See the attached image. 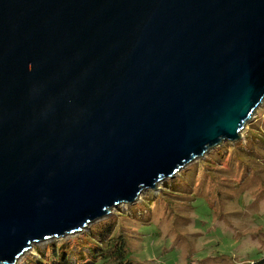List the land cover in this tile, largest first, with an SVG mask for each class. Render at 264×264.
Segmentation results:
<instances>
[{
	"label": "water",
	"instance_id": "water-1",
	"mask_svg": "<svg viewBox=\"0 0 264 264\" xmlns=\"http://www.w3.org/2000/svg\"><path fill=\"white\" fill-rule=\"evenodd\" d=\"M264 98V0H0V264L132 203Z\"/></svg>",
	"mask_w": 264,
	"mask_h": 264
},
{
	"label": "rangeland",
	"instance_id": "rangeland-1",
	"mask_svg": "<svg viewBox=\"0 0 264 264\" xmlns=\"http://www.w3.org/2000/svg\"><path fill=\"white\" fill-rule=\"evenodd\" d=\"M111 222L128 236L130 264H245L263 257L264 98L239 139L222 140L82 230L35 243L16 264H56L44 258L52 245L71 253L69 264H102L89 254L97 242L91 233Z\"/></svg>",
	"mask_w": 264,
	"mask_h": 264
},
{
	"label": "trees",
	"instance_id": "trees-1",
	"mask_svg": "<svg viewBox=\"0 0 264 264\" xmlns=\"http://www.w3.org/2000/svg\"><path fill=\"white\" fill-rule=\"evenodd\" d=\"M116 225L115 222H111L109 224L97 225V228L95 227L92 230L91 234L97 236V242L95 246L89 247V254H93L94 251L95 255L102 259V264L132 263L128 236L121 231L122 229L118 230ZM70 255L69 251H60L56 245H52L44 258L56 264H69ZM44 260L42 259L37 263L45 264ZM245 264H264V256Z\"/></svg>",
	"mask_w": 264,
	"mask_h": 264
}]
</instances>
